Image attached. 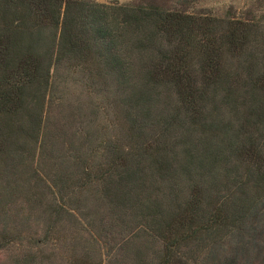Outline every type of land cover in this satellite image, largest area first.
I'll return each instance as SVG.
<instances>
[{"label": "trees", "instance_id": "trees-1", "mask_svg": "<svg viewBox=\"0 0 264 264\" xmlns=\"http://www.w3.org/2000/svg\"><path fill=\"white\" fill-rule=\"evenodd\" d=\"M188 1L0 0V248L264 264V21Z\"/></svg>", "mask_w": 264, "mask_h": 264}, {"label": "rangeland", "instance_id": "rangeland-1", "mask_svg": "<svg viewBox=\"0 0 264 264\" xmlns=\"http://www.w3.org/2000/svg\"><path fill=\"white\" fill-rule=\"evenodd\" d=\"M101 3H107L113 0H92ZM120 3H129L136 0H116ZM184 6V5H182ZM188 11H203L214 15H234L239 18H255L264 21V0H190L184 6ZM68 224V223H67ZM39 226V225H38ZM39 236H42V226L37 228ZM26 241L21 243L12 242L3 248H0V264H33L30 261H23L19 256L22 248L28 246ZM72 240L69 228L66 226L60 232L55 246H47L45 254L48 259H42L38 264H73L70 255ZM52 254L50 255V253ZM79 256H82L79 255ZM37 264V263H35Z\"/></svg>", "mask_w": 264, "mask_h": 264}]
</instances>
